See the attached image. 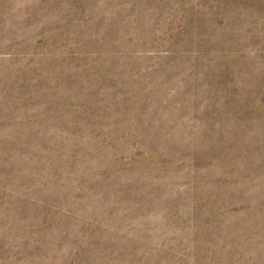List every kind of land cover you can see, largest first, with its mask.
Instances as JSON below:
<instances>
[{
	"label": "rangeland",
	"instance_id": "rangeland-1",
	"mask_svg": "<svg viewBox=\"0 0 264 264\" xmlns=\"http://www.w3.org/2000/svg\"><path fill=\"white\" fill-rule=\"evenodd\" d=\"M0 264H264V0H0Z\"/></svg>",
	"mask_w": 264,
	"mask_h": 264
}]
</instances>
